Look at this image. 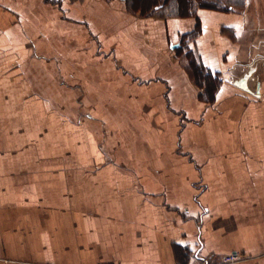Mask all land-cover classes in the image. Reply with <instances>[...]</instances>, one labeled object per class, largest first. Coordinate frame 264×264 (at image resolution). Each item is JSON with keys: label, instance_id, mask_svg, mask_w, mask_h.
<instances>
[{"label": "crops", "instance_id": "0c3cea01", "mask_svg": "<svg viewBox=\"0 0 264 264\" xmlns=\"http://www.w3.org/2000/svg\"><path fill=\"white\" fill-rule=\"evenodd\" d=\"M123 4L0 0V264H264V0Z\"/></svg>", "mask_w": 264, "mask_h": 264}, {"label": "trees", "instance_id": "16d2710c", "mask_svg": "<svg viewBox=\"0 0 264 264\" xmlns=\"http://www.w3.org/2000/svg\"><path fill=\"white\" fill-rule=\"evenodd\" d=\"M128 8H130L133 12H139L141 14H149L154 13V11L158 12L162 6L165 7V3L171 0H123ZM164 4H163V3ZM176 2V15L185 16V15H194L197 7H210L217 8L222 10H233L235 8H242L245 6V0H229V2L222 4L219 0H172L174 4ZM174 15V14H173ZM192 65H191V64ZM190 63L188 67L192 73V76L197 80L198 77L202 81H206L209 83L210 87L213 85V80H209L210 72L206 71L203 65L197 64L196 59L193 57L190 59ZM190 65V66H189Z\"/></svg>", "mask_w": 264, "mask_h": 264}, {"label": "rangeland", "instance_id": "374dc122", "mask_svg": "<svg viewBox=\"0 0 264 264\" xmlns=\"http://www.w3.org/2000/svg\"><path fill=\"white\" fill-rule=\"evenodd\" d=\"M109 1H112V2H117L118 0H109ZM120 1V0H119ZM124 4V6H125V8H126V10L128 11V13H130L131 15H133V16H136V17H140V18H144V17H170V16H174L173 14H175V12H176V2H174V4L172 3V0L171 1H169V2H167V3H165V7L164 6H162L163 8H161L158 12H156V11H154V13H150V15L149 14H141V13H139V12H133V11H131L130 10V8H128V6H127V4L123 1V0H121ZM212 2H214V0H212ZM219 2H221L222 4H224V3H227V2H229V0H219ZM163 3V2H162ZM164 4V3H163ZM196 62H197V64H200V62L198 61V60H196ZM186 64H189V61H188V63L186 62ZM191 64V63H190ZM192 65V64H191ZM190 66V65H189ZM190 71V70H189ZM198 80H199V82L201 83V80L199 79V77H198ZM148 108H146V107H144V108H142L141 109V113H142V115L141 116H146L145 114H147L148 113V110H147ZM35 145H37V143H35ZM35 145L33 146V147H35ZM41 152V151H40ZM43 152V151H42ZM46 153V152H45ZM43 153H37V155H36V158H38L40 161L42 160V155ZM64 155V154H63ZM47 156H49V155H47ZM45 157V156H44ZM37 159V160H38ZM64 159H66L67 161H72V156H71V154L70 155H68L67 156V158H64ZM58 162H61V160H59ZM57 161H56V163H58ZM64 161L62 160V163H63Z\"/></svg>", "mask_w": 264, "mask_h": 264}, {"label": "built area", "instance_id": "2783aa9c", "mask_svg": "<svg viewBox=\"0 0 264 264\" xmlns=\"http://www.w3.org/2000/svg\"><path fill=\"white\" fill-rule=\"evenodd\" d=\"M241 259V255L239 253H230L223 256L221 264H227L230 262L239 261ZM209 264V263H207Z\"/></svg>", "mask_w": 264, "mask_h": 264}, {"label": "water", "instance_id": "95a60500", "mask_svg": "<svg viewBox=\"0 0 264 264\" xmlns=\"http://www.w3.org/2000/svg\"><path fill=\"white\" fill-rule=\"evenodd\" d=\"M174 46H177V45H172V47H174ZM256 78L254 77V76H250L249 78H248V83L245 85V87H247V89L250 91V92H253V93H255V84H256Z\"/></svg>", "mask_w": 264, "mask_h": 264}]
</instances>
